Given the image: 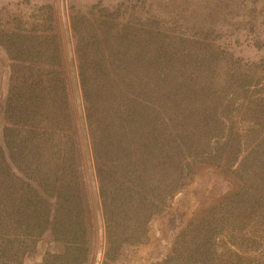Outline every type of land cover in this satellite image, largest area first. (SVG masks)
Segmentation results:
<instances>
[{"label":"trees","instance_id":"obj_1","mask_svg":"<svg viewBox=\"0 0 264 264\" xmlns=\"http://www.w3.org/2000/svg\"><path fill=\"white\" fill-rule=\"evenodd\" d=\"M219 1L205 8L207 0H198V17L189 14L191 0L159 13L145 0L70 8L79 109L52 5L13 15L11 27L0 20L8 63L0 95V264H22L45 230L58 249H46L38 264L87 262L82 132L101 264L126 245L149 242L152 217L205 167L231 187L180 230L167 263L264 264V58H243L222 23L211 21ZM233 2L240 0L221 3Z\"/></svg>","mask_w":264,"mask_h":264},{"label":"rangeland","instance_id":"obj_2","mask_svg":"<svg viewBox=\"0 0 264 264\" xmlns=\"http://www.w3.org/2000/svg\"><path fill=\"white\" fill-rule=\"evenodd\" d=\"M122 1L125 3L133 2V0H0V20L2 26L11 27V17L13 15L21 14L24 16L30 12L38 11V7L46 5V3L52 5V12L55 17L54 23L55 27L58 29L60 37L63 63L66 66L67 75L70 79V88H72V101L74 106L79 109L78 97L73 78V60L68 32L67 14L70 8L84 10L88 5L95 2H99L101 5L107 7H112ZM145 1L150 2L151 4V8L149 6V11L151 9V11L157 13L163 12L167 7L175 6L176 8H179L181 5V0ZM221 2L219 1V4L216 6L219 8V11H214V13L211 14V21L222 23L220 27L221 30L232 39L231 44L234 45L232 47L239 50L238 53L243 58L248 60L264 58V0H240V2L237 3L233 2L234 5L228 7ZM197 3L198 0H191L192 9L189 11V14L195 17H198L196 11L197 8L195 9ZM208 3L210 4V0H207L205 8H208ZM235 5H237V7ZM224 6L226 7L225 10ZM184 13L188 14L187 11ZM206 19H208V16ZM0 61L2 65L0 95L2 96L6 87L8 63L6 53L1 45ZM2 125L3 121L0 118V141ZM82 143L85 170L90 179L89 208L92 221L91 232L93 233L94 244V257L89 263L87 262V264H101L103 249L102 224L99 208L96 203L95 187L93 186L92 167L88 152L86 151L83 132ZM230 187L231 183L228 179L216 175L210 167L200 169L185 181L177 193L172 197L169 205L159 214L152 217L150 221L152 239L146 244L137 246L126 245L116 259L110 261L109 264H168L166 256L170 253L174 239L180 230L185 227L186 223L191 218L197 219L200 213L212 201H214L215 198L225 193ZM47 233L48 231H46V234ZM38 241H41L42 246L45 245V250L58 249L57 244L52 241V239L50 240V237H48L47 240V236L42 235ZM214 243H219L217 237L214 240ZM214 243L213 245H215ZM27 257L29 258L28 264H34L36 255L31 253V251L23 257L22 264ZM169 261L171 262V260ZM210 264H212V259H210Z\"/></svg>","mask_w":264,"mask_h":264},{"label":"crops","instance_id":"obj_3","mask_svg":"<svg viewBox=\"0 0 264 264\" xmlns=\"http://www.w3.org/2000/svg\"><path fill=\"white\" fill-rule=\"evenodd\" d=\"M89 212H90V210H89ZM90 217V249H89V253H88V263H89V261H91V259H93V248H94V244H93V233L91 232V229H92V225H91V215L89 216ZM46 231H48V233L46 234ZM42 235H45V236H47V240H48V237H50V240H51V235H50V232H49V230H45L42 234H41V236ZM40 236V237H41ZM39 237V238H40ZM39 240V239H38ZM37 240V241H38ZM44 247H45V245L44 246H42V243H41V241H38V243L36 242V244H35V246H34V248L32 249V250H30L31 251V253H34V255H36V257H35V261H34V264H38V262L40 261V259H41V256H42V254H43V252L45 251V249H44ZM29 251V252H30ZM27 254V253H26ZM28 261H29V258L27 257L26 259H25V261H24V263L23 264H28ZM87 262H86V264H87Z\"/></svg>","mask_w":264,"mask_h":264},{"label":"water","instance_id":"obj_4","mask_svg":"<svg viewBox=\"0 0 264 264\" xmlns=\"http://www.w3.org/2000/svg\"><path fill=\"white\" fill-rule=\"evenodd\" d=\"M1 72H2V65H1V61H0V78H1ZM86 145V142H85Z\"/></svg>","mask_w":264,"mask_h":264}]
</instances>
